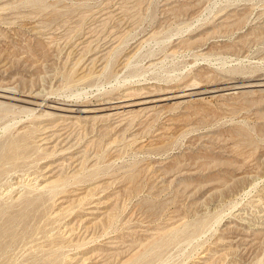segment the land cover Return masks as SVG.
I'll use <instances>...</instances> for the list:
<instances>
[{
    "label": "rangeland",
    "instance_id": "rangeland-1",
    "mask_svg": "<svg viewBox=\"0 0 264 264\" xmlns=\"http://www.w3.org/2000/svg\"><path fill=\"white\" fill-rule=\"evenodd\" d=\"M260 80L264 0H0V264H264Z\"/></svg>",
    "mask_w": 264,
    "mask_h": 264
},
{
    "label": "bare ground",
    "instance_id": "bare-ground-1",
    "mask_svg": "<svg viewBox=\"0 0 264 264\" xmlns=\"http://www.w3.org/2000/svg\"><path fill=\"white\" fill-rule=\"evenodd\" d=\"M108 55V54H107ZM151 64V63H150ZM261 79H263V78H261ZM256 82V81H255ZM258 82H260L258 85H264V83H261V82H264L263 80H260V81H258ZM254 85V84H253ZM252 86V85H251ZM255 86V85H254ZM243 87H244V85L243 86H241V85H238V87L237 88H242L243 89ZM261 87V86H260ZM247 88V87H246ZM13 90H14V88H12ZM228 89V88H227ZM233 89V88H232ZM40 91V90H39ZM157 91V90H156ZM167 91V90H166ZM148 93H150V92H148ZM152 93V92H151ZM171 93H173V92H171ZM167 94V93H166ZM178 94V93H177ZM183 94V93H182ZM181 94V95H182ZM149 94H147V96H148ZM188 95V94H187ZM194 95V94H193ZM0 96L2 97V96H4V97H7V98H9L10 100H15V99H17L15 96H14V93H9L8 92V90L6 91V90H4V89H1L0 90ZM152 96V95H151ZM181 97V96H180ZM188 97V96H187ZM26 98V97H25ZM143 98V97H142ZM146 98V97H145ZM149 98V97H148ZM172 98V97H171ZM175 98V97H174ZM178 98V97H177ZM166 99H170V96L169 95H164V93H163V95L161 96V97H159V98H157L156 99V101H163L164 102V100H166ZM173 99V98H172ZM176 99V98H175ZM197 99V98H196ZM33 100V99H32ZM149 100V99H148ZM16 101V100H15ZM141 102V101H140ZM143 102V101H142ZM149 102V101H148ZM9 103H11V102H9ZM35 106H37V107H39V106H41V105H43V99L42 100H39V101H37V100H35L34 102H32ZM153 103V102H152ZM157 103V102H156ZM46 104V103H45ZM158 104V103H157ZM160 104V103H159ZM162 104V103H161ZM3 105H7L6 104V102L4 103V102H1L0 103V106H3ZM13 105H15V104H13ZM145 105V104H144ZM147 105V104H146ZM8 106V105H7ZM30 106V105H29ZM51 106V105H50ZM63 106V105H62ZM73 106H76L75 108H73L72 107V109L70 110V111H72V112H78V113H86L88 110L87 109H85L84 107H81V105H73ZM24 107V106H23ZM37 107H35V108H27V110H28V112H32V111H34V110H36L37 109ZM54 107V106H53ZM56 107V106H55ZM57 107H59V106H57ZM64 107H67V106H65L64 105ZM145 107V106H144ZM149 107V106H148ZM128 108V107H127ZM150 108V107H149ZM152 108H154L153 106H152ZM45 109V108H44ZM59 109V108H58ZM62 109H64V108H62ZM70 109V108H69ZM146 109V108H145ZM68 111V110H67ZM46 112V111H45ZM48 112V111H47ZM137 113H138V111H137ZM88 114V113H87ZM40 115H42V114H40ZM39 115V116H40ZM136 115V114H135ZM137 116V115H136ZM52 117V116H51ZM131 117V116H130ZM94 119V118H93ZM135 120V119H134ZM31 124V123H30ZM123 130H124V128H123ZM28 137H29V135H27V134H25L22 138H20L19 140H17V142L15 141L8 149H7V153L5 154V157L7 158V159H12V160H17L19 157H21L25 152H27L28 150H29V142H28ZM65 164V163H64ZM37 175V174H36ZM248 175V174H247ZM255 175V174H254ZM252 177V176H251ZM128 178V177H127ZM251 179V178H250ZM61 180V179H60ZM37 182V181H36ZM39 183V182H38ZM19 184H21V183H19ZM58 184L59 183H57V180L55 179V180H50V181H45V182H40V187H42V188H44V191H50V190H52L53 188H55V187H57L58 186ZM132 184V183H131ZM36 187V186H35ZM38 187V186H37ZM63 187V186H62ZM39 188V187H38ZM12 189V188H11ZM87 190H89V189H87ZM57 191H59V190H55V192H57ZM122 191V190H121ZM54 192V193H55ZM54 193H53V195H54ZM82 198H84V197H82ZM81 198V199H82ZM79 200H81L80 198H78ZM27 207V206H26ZM60 209V208H59ZM239 216V215H238ZM15 218L16 217H14V215H10L9 217H8V225H10L11 223H13V222H15ZM198 225V224H197ZM196 225V226H197ZM67 227V226H66ZM190 228H192V227H190ZM263 227H261L260 225H253V226H248V228H240L239 230H240V232H239V234L241 235L240 237H238V235H236V236H234L233 238H231V240H227L228 241V243L231 245V243H234V242H240V243H242V242H246L247 240H249V239H245L244 237H246L247 235H250V234H254V235H257V233L258 234H261V233H263V230L264 229H262ZM165 229V228H164ZM4 230L5 229H1L0 230V237H1V235H3L5 232H4ZM159 231V230H158ZM234 231V230H233ZM169 235V234H168ZM156 236V235H155ZM168 239H170V237L168 238ZM166 241V240H165ZM163 244V243H162ZM167 244V243H166ZM244 244V243H243ZM243 247V246H242ZM154 248V247H153ZM157 249V248H156ZM152 250V249H151ZM228 250V249H227ZM232 250V249H231ZM238 250V249H237ZM245 250V249H244ZM239 251V250H238ZM234 252V251H233ZM154 254V253H153ZM202 257H204L203 255H202ZM75 259V258H74ZM213 264V263H212Z\"/></svg>",
    "mask_w": 264,
    "mask_h": 264
}]
</instances>
